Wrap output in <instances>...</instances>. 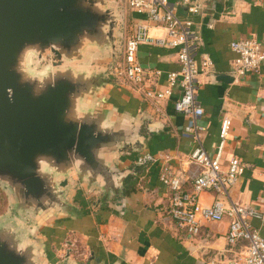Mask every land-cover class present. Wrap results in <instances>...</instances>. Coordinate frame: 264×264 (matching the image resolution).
<instances>
[{
	"label": "crops",
	"instance_id": "obj_1",
	"mask_svg": "<svg viewBox=\"0 0 264 264\" xmlns=\"http://www.w3.org/2000/svg\"><path fill=\"white\" fill-rule=\"evenodd\" d=\"M169 2L180 17H188L186 9L178 6V0ZM199 3L202 11L189 17L198 36L195 58L201 75L197 100L204 111L199 124L205 128L201 141L204 149L214 154L221 122L230 119L221 166L225 170L229 161L237 158L245 170L230 188L229 197L233 203L251 207L264 216V66L259 73L235 78L229 84L218 81L220 76L233 75V41L255 38L264 47V0ZM141 20L138 15L125 13L122 42ZM150 35L161 37L163 31L151 29ZM202 57L211 63L204 70L200 64ZM138 62L145 70L146 85L156 90H163L168 75L179 70L173 50L154 46H141ZM97 63L108 67L106 62ZM114 69L112 74L117 82L109 90V98L121 110L138 117L146 114L158 126V133L141 154L122 157L131 173L124 182L121 198L99 200L97 194L75 189L73 203L79 214L37 229L36 238L46 244L50 262L58 264L67 258L70 264H243L245 243L231 247L226 240L228 218L202 222L196 235H188L169 216L170 192L160 182V176L165 170L184 175L195 173L187 160L193 147L184 134L187 121L174 110L179 91L161 102H150L141 90L119 83ZM144 155L149 159L140 164L138 160ZM183 191L191 193V183H185ZM216 198L215 193L203 191L197 201L208 207ZM121 199L125 201L122 208ZM250 224L264 238V218L250 219Z\"/></svg>",
	"mask_w": 264,
	"mask_h": 264
},
{
	"label": "water",
	"instance_id": "obj_2",
	"mask_svg": "<svg viewBox=\"0 0 264 264\" xmlns=\"http://www.w3.org/2000/svg\"><path fill=\"white\" fill-rule=\"evenodd\" d=\"M124 18L118 0H0V188L11 210L0 217V264H53L37 229L79 214L75 189L121 198L131 173L122 157L141 154L158 133L146 114L109 98ZM52 43L67 54L61 75L42 87L22 82L20 51ZM39 157L54 161L44 175Z\"/></svg>",
	"mask_w": 264,
	"mask_h": 264
},
{
	"label": "built area",
	"instance_id": "obj_3",
	"mask_svg": "<svg viewBox=\"0 0 264 264\" xmlns=\"http://www.w3.org/2000/svg\"><path fill=\"white\" fill-rule=\"evenodd\" d=\"M199 1L178 0V6L186 9L188 17H180L169 0L120 1L125 13L131 12L142 20L137 21L125 35L122 60L114 71L119 83L133 90H141L144 99L150 102H161L175 90L179 91L174 110L186 118L184 134L193 143L187 160L195 168V173L184 175L165 170L160 176V182L170 192L169 216L176 227L188 235H196L202 222H219L228 218V245L233 247L241 242L245 243L243 264H264V238L250 224V219L264 216L251 207L233 203L229 197L230 188L242 177L245 167L237 158H232L225 170L221 166L225 142L231 128L230 119L225 118L221 122L219 142L214 154L208 153L201 141L205 128L199 124L204 111L197 100L201 75L195 58L198 36L193 29L194 22L189 17L202 11ZM151 29L163 31V36L152 37ZM141 46H154L175 52L179 70L168 75L163 90L146 85L145 70L138 62V50ZM230 49L236 56L232 64L235 78L257 74L264 66V47L257 39L233 41ZM200 64L203 70L211 65L206 57L201 58ZM148 159L144 155L138 162L142 164ZM185 183H191V193L183 191ZM203 191L213 192L218 197L208 207L199 205L197 201L198 194Z\"/></svg>",
	"mask_w": 264,
	"mask_h": 264
},
{
	"label": "clouds",
	"instance_id": "obj_4",
	"mask_svg": "<svg viewBox=\"0 0 264 264\" xmlns=\"http://www.w3.org/2000/svg\"><path fill=\"white\" fill-rule=\"evenodd\" d=\"M65 58L67 54L60 44L52 43L43 49L38 44L28 45L18 54L17 71L22 82L42 87L46 81L51 82L57 75H61L60 65ZM9 96H11V90H9ZM100 127L104 130L103 124ZM37 165L38 173L44 175L53 168L54 161L48 157H39Z\"/></svg>",
	"mask_w": 264,
	"mask_h": 264
},
{
	"label": "rangeland",
	"instance_id": "obj_5",
	"mask_svg": "<svg viewBox=\"0 0 264 264\" xmlns=\"http://www.w3.org/2000/svg\"><path fill=\"white\" fill-rule=\"evenodd\" d=\"M120 1H122V0H118L119 4H120ZM121 60H122V54L119 57V59H117L115 61L114 68L118 66V64L121 62ZM106 63H108V65H110L111 61L109 60ZM7 213L11 214V210H10V207L8 204V199H7V196L5 194V191L2 188H0V217L6 215Z\"/></svg>",
	"mask_w": 264,
	"mask_h": 264
},
{
	"label": "flooded vegetation",
	"instance_id": "obj_6",
	"mask_svg": "<svg viewBox=\"0 0 264 264\" xmlns=\"http://www.w3.org/2000/svg\"><path fill=\"white\" fill-rule=\"evenodd\" d=\"M104 203H105V200H104V201H101V203H100V204H102V205H103Z\"/></svg>",
	"mask_w": 264,
	"mask_h": 264
}]
</instances>
